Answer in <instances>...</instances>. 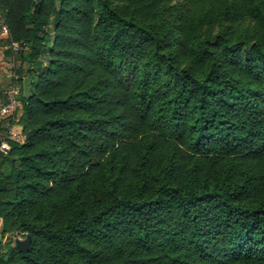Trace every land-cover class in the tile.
Here are the masks:
<instances>
[{"label": "trees", "instance_id": "obj_1", "mask_svg": "<svg viewBox=\"0 0 264 264\" xmlns=\"http://www.w3.org/2000/svg\"><path fill=\"white\" fill-rule=\"evenodd\" d=\"M0 25L32 89L0 153L31 246L0 264H264V0H0Z\"/></svg>", "mask_w": 264, "mask_h": 264}, {"label": "rangeland", "instance_id": "obj_2", "mask_svg": "<svg viewBox=\"0 0 264 264\" xmlns=\"http://www.w3.org/2000/svg\"><path fill=\"white\" fill-rule=\"evenodd\" d=\"M11 51L12 54L8 55L6 52ZM22 52V49L18 47V49H14L12 47H3L0 49V92L3 94V100L0 98V106L3 107L6 102L12 101L13 99V91H18L19 97L26 98L31 94V79L29 76L24 74L22 82L17 84L18 75L16 72L22 69L23 72L26 71L28 65L22 64L21 61H18L16 58ZM23 67V68H21ZM17 98V111L5 118L2 122V133L0 136L5 138L10 130L15 132V139H19V143H23L25 140V136L23 134V126L20 124V119L22 117V103L20 98ZM11 122H14V126L11 125ZM27 235H24L16 228L12 229V232L4 233L3 232V224L0 220V255L5 253V245L9 242L11 247H15L16 240H24Z\"/></svg>", "mask_w": 264, "mask_h": 264}, {"label": "built area", "instance_id": "obj_3", "mask_svg": "<svg viewBox=\"0 0 264 264\" xmlns=\"http://www.w3.org/2000/svg\"><path fill=\"white\" fill-rule=\"evenodd\" d=\"M1 31L4 35H8V29L6 26H2L1 27ZM18 45L17 44H13V48L16 50L18 49ZM13 99L12 101L10 100L8 103L4 104L3 107H1L0 109V126L2 123V120H4L5 118H7V116L13 114L16 112L17 110V98L19 97V93L18 91H13ZM11 132L8 133V135L5 138H2L0 136V153L4 154V155H8L10 150H11V146L9 141H14L19 143V139H15V132H12V130H10Z\"/></svg>", "mask_w": 264, "mask_h": 264}, {"label": "water", "instance_id": "obj_4", "mask_svg": "<svg viewBox=\"0 0 264 264\" xmlns=\"http://www.w3.org/2000/svg\"><path fill=\"white\" fill-rule=\"evenodd\" d=\"M8 103V102H6ZM16 248H18L21 252L26 253L28 252L30 246H31V237L27 235L26 239L24 240H16L15 242Z\"/></svg>", "mask_w": 264, "mask_h": 264}, {"label": "crops", "instance_id": "obj_5", "mask_svg": "<svg viewBox=\"0 0 264 264\" xmlns=\"http://www.w3.org/2000/svg\"><path fill=\"white\" fill-rule=\"evenodd\" d=\"M0 27H1V25H0ZM4 37H6V35H4L3 33H2V31H1V28H0V38H4ZM12 48H13V45L11 46ZM2 49V48H1ZM0 109H1V106H0ZM17 111V110H16Z\"/></svg>", "mask_w": 264, "mask_h": 264}]
</instances>
